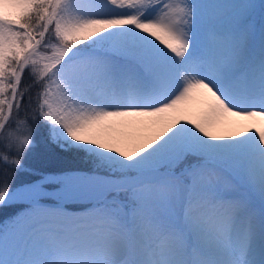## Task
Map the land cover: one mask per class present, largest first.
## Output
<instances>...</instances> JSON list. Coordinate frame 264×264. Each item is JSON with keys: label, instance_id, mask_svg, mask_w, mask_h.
<instances>
[{"label": "snow or ice", "instance_id": "snow-or-ice-1", "mask_svg": "<svg viewBox=\"0 0 264 264\" xmlns=\"http://www.w3.org/2000/svg\"><path fill=\"white\" fill-rule=\"evenodd\" d=\"M0 216V264H264V0H0Z\"/></svg>", "mask_w": 264, "mask_h": 264}, {"label": "rangeland", "instance_id": "rangeland-1", "mask_svg": "<svg viewBox=\"0 0 264 264\" xmlns=\"http://www.w3.org/2000/svg\"><path fill=\"white\" fill-rule=\"evenodd\" d=\"M41 135H42V133L38 131V133H37L38 138H39ZM3 218H4L3 216H0V220H3Z\"/></svg>", "mask_w": 264, "mask_h": 264}, {"label": "bare ground", "instance_id": "bare-ground-1", "mask_svg": "<svg viewBox=\"0 0 264 264\" xmlns=\"http://www.w3.org/2000/svg\"><path fill=\"white\" fill-rule=\"evenodd\" d=\"M194 111H199V108H197V109H194Z\"/></svg>", "mask_w": 264, "mask_h": 264}]
</instances>
